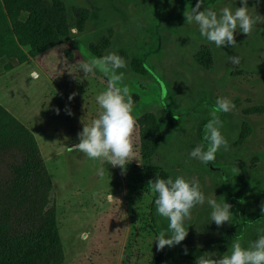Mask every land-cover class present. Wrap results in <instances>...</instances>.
I'll use <instances>...</instances> for the list:
<instances>
[{
  "label": "rangeland",
  "instance_id": "1",
  "mask_svg": "<svg viewBox=\"0 0 264 264\" xmlns=\"http://www.w3.org/2000/svg\"><path fill=\"white\" fill-rule=\"evenodd\" d=\"M30 0L39 6L46 31L43 49L37 57L0 65V103L35 134L49 171L63 248V264H195L181 256L182 249L203 248L212 258L223 256L237 235L242 246L264 234V0H249L251 15H260L250 36L236 33L237 45L216 48L199 33L195 23H186L184 12L198 0ZM216 7L242 6L241 0H205ZM75 30V31H74ZM110 37L104 55L124 49L132 57L145 55L149 73L127 66L119 69L123 86L130 89L134 115L154 111L169 133L149 160L138 159L126 172L106 163L70 151L79 143L78 133L100 112L96 96L107 87L99 70L83 79L81 63L97 56L92 42ZM204 44L213 50V64L207 68L194 61ZM241 59L239 66L229 56ZM38 72V79L31 77ZM165 88V92H164ZM75 93L72 100L69 96ZM218 98L235 105L231 113L220 114L222 134L229 149L217 153L215 164L192 159L190 153L204 145V126L211 119ZM261 111L246 112L250 106ZM59 109V114H57ZM71 111L72 115L67 114ZM180 121L173 126L171 116ZM244 120L252 124L246 141L236 144ZM104 169L101 177L100 168ZM149 167L171 177L197 180L206 202L197 206L185 222L189 234L181 244L158 250L159 230L150 220L153 195L130 200L146 185ZM216 167V168H215ZM219 168H222L220 170ZM115 198L109 202L107 197ZM207 198L232 205L231 222L217 226L211 221ZM239 213H238V211ZM159 216V225L168 228ZM167 231V230H165ZM89 234L83 239V234ZM170 234V233H169Z\"/></svg>",
  "mask_w": 264,
  "mask_h": 264
},
{
  "label": "trees",
  "instance_id": "2",
  "mask_svg": "<svg viewBox=\"0 0 264 264\" xmlns=\"http://www.w3.org/2000/svg\"><path fill=\"white\" fill-rule=\"evenodd\" d=\"M210 7L218 11L216 7ZM45 31L39 6L30 0H0V65L8 60L6 67L11 68L15 61L27 60L29 54L37 57L43 49ZM111 44L110 37L106 36L101 43L92 42L90 49L97 56H103ZM119 53H125L123 57L129 60L134 71L149 73L145 55L130 57L124 49H119ZM193 59L210 68L213 64L211 46L202 45ZM262 108L254 105L246 112L261 111ZM179 121L178 114L171 116L173 126ZM138 122L137 158L149 160L160 149L169 131L154 111L143 112ZM252 129L250 121L244 120L236 144L246 141ZM202 138L207 143L204 135ZM147 169L146 185L130 195V200H144L153 195L148 187L149 180L171 176L166 171H157L158 167ZM51 191V177L34 132L0 103V264H63V248L59 243L60 232L56 207L51 205ZM155 198L153 195L149 214L154 233L155 229L167 230L158 224ZM180 254L196 261L197 257L205 255V250L188 249L185 255L182 249Z\"/></svg>",
  "mask_w": 264,
  "mask_h": 264
},
{
  "label": "clouds",
  "instance_id": "3",
  "mask_svg": "<svg viewBox=\"0 0 264 264\" xmlns=\"http://www.w3.org/2000/svg\"><path fill=\"white\" fill-rule=\"evenodd\" d=\"M242 6L222 7L219 11L205 5V0H198L195 7L188 8L184 12L186 23H195L199 27V33L207 42L215 45L216 48L225 46L235 47L237 45V31L250 36L254 28L261 22L260 15L253 16L249 12V0H241ZM75 31V30H74ZM233 65L239 66V56H229ZM126 61L116 53H110L103 57H91L87 62L81 63L80 68L84 73L83 79H88L90 74L99 70L107 77V87L96 96V103L100 112L98 117L91 123L83 122V129L78 133L79 143L69 147L70 151L83 153L88 159L97 161L99 164L111 165L113 168L120 167L126 172L127 165L137 159L136 133L140 125L138 118L134 115V101L130 89L123 83V74L118 70L126 67ZM33 79H38L36 72L31 73ZM90 81V80H89ZM73 93L69 96L72 100ZM236 105L227 98H218L216 105L211 112V119L204 126V145L195 147L190 156L192 159L208 165L215 164L217 153L223 148L227 151L230 147L228 139L222 134V120L220 114L231 113ZM59 114V109L56 110ZM72 115L71 111H68ZM104 175L101 167L98 173ZM148 187L153 195L156 213L166 219L167 231H160L155 239L157 248L163 251L165 247H175L183 242L189 234L185 222L192 217L193 210L206 202V196L202 191L200 183L195 179H186L177 176L167 179L157 176L155 180L148 181ZM115 197L111 194L107 197L111 202ZM207 204L212 212L210 219L217 226H223L231 222L233 213L232 205L218 203L216 199L207 198ZM261 214L264 215V202L260 205ZM170 233V234H169ZM87 233L83 239H88ZM243 237L237 235L231 248L219 258H212L206 255L197 257L195 264H264V234L252 241L247 247L242 246ZM184 254H188L185 247Z\"/></svg>",
  "mask_w": 264,
  "mask_h": 264
},
{
  "label": "flooded vegetation",
  "instance_id": "4",
  "mask_svg": "<svg viewBox=\"0 0 264 264\" xmlns=\"http://www.w3.org/2000/svg\"><path fill=\"white\" fill-rule=\"evenodd\" d=\"M215 168H216V167H215ZM219 169L223 171V169H222V168H219Z\"/></svg>",
  "mask_w": 264,
  "mask_h": 264
},
{
  "label": "built area",
  "instance_id": "5",
  "mask_svg": "<svg viewBox=\"0 0 264 264\" xmlns=\"http://www.w3.org/2000/svg\"><path fill=\"white\" fill-rule=\"evenodd\" d=\"M38 75H39V73L38 72H36Z\"/></svg>",
  "mask_w": 264,
  "mask_h": 264
},
{
  "label": "water",
  "instance_id": "6",
  "mask_svg": "<svg viewBox=\"0 0 264 264\" xmlns=\"http://www.w3.org/2000/svg\"><path fill=\"white\" fill-rule=\"evenodd\" d=\"M164 92H165V88H164Z\"/></svg>",
  "mask_w": 264,
  "mask_h": 264
}]
</instances>
